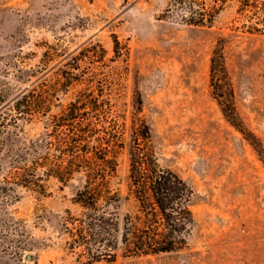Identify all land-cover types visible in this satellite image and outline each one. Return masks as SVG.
<instances>
[{"label":"rangeland","instance_id":"1","mask_svg":"<svg viewBox=\"0 0 264 264\" xmlns=\"http://www.w3.org/2000/svg\"><path fill=\"white\" fill-rule=\"evenodd\" d=\"M176 1L0 0V114L12 118L10 105L43 84L50 105L0 133V264H264V34L238 28L235 1L211 26L186 23ZM220 41L236 123L211 84ZM62 72L81 82L64 91ZM86 88L104 91L124 142L112 180L121 221L137 211L130 148L135 128L147 124L158 163L194 189L187 247L126 256L120 245L116 257L91 261L68 222L83 211L75 202L81 174L67 184L46 178L45 195L7 180L14 155Z\"/></svg>","mask_w":264,"mask_h":264},{"label":"trees","instance_id":"2","mask_svg":"<svg viewBox=\"0 0 264 264\" xmlns=\"http://www.w3.org/2000/svg\"><path fill=\"white\" fill-rule=\"evenodd\" d=\"M230 1L237 3L242 22L238 28L250 34H264V0H177L175 7L187 11L182 15L186 23L211 26ZM115 44L119 45L117 37ZM33 73L26 71L27 79ZM74 81L81 82L68 72L57 78L64 91ZM211 84L225 115L236 123L238 115L232 102L222 41L211 60ZM58 90L56 87L51 93ZM46 91L43 84L40 89L35 87L23 93L10 105L15 111L10 119L1 113L0 133L10 134L11 126L19 128L21 119H31L36 112L48 113ZM103 93L100 89H82L64 110L50 116L47 132L14 155L7 180L45 195L46 178L67 184L81 174L84 183L75 202L83 211L79 217L71 216L68 222L72 225L73 245L84 246L81 254H88L91 261L116 257L114 251L120 245L126 256L164 254L187 247L196 226L191 209L194 189L178 173L158 163L147 124L135 128L130 148L128 197L136 201L137 211L121 221L122 195L112 187V180L124 142Z\"/></svg>","mask_w":264,"mask_h":264}]
</instances>
